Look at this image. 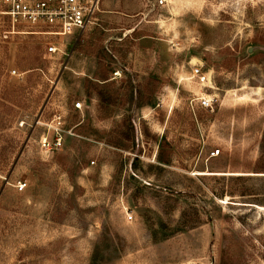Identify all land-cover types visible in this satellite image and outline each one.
Here are the masks:
<instances>
[{"label": "rangeland", "instance_id": "1", "mask_svg": "<svg viewBox=\"0 0 264 264\" xmlns=\"http://www.w3.org/2000/svg\"><path fill=\"white\" fill-rule=\"evenodd\" d=\"M102 1L64 55L0 13V264H264V0Z\"/></svg>", "mask_w": 264, "mask_h": 264}, {"label": "built area", "instance_id": "2", "mask_svg": "<svg viewBox=\"0 0 264 264\" xmlns=\"http://www.w3.org/2000/svg\"><path fill=\"white\" fill-rule=\"evenodd\" d=\"M100 3L101 0H0V13L6 16L12 29L20 26L38 34L48 54L64 55L67 54L69 38L83 33L94 23ZM191 76L200 84L208 81V76L201 67L192 68ZM198 99L203 108H212L216 100L207 93L201 94ZM83 107V100L73 103L76 110L80 111ZM39 123L45 128L40 139L41 147L50 152L60 148L65 132V114L56 111L49 121ZM25 186V182L18 183L19 190H23Z\"/></svg>", "mask_w": 264, "mask_h": 264}, {"label": "crops", "instance_id": "3", "mask_svg": "<svg viewBox=\"0 0 264 264\" xmlns=\"http://www.w3.org/2000/svg\"><path fill=\"white\" fill-rule=\"evenodd\" d=\"M111 2H110V0H103L102 1V5H103V7H106L107 5L109 6V4H110ZM119 3H120V6L122 7L124 4H123V2L120 0L119 1ZM85 31V30H84ZM83 31V32H84Z\"/></svg>", "mask_w": 264, "mask_h": 264}, {"label": "bare ground", "instance_id": "4", "mask_svg": "<svg viewBox=\"0 0 264 264\" xmlns=\"http://www.w3.org/2000/svg\"><path fill=\"white\" fill-rule=\"evenodd\" d=\"M262 209H264V208H262ZM262 209H260V210H262Z\"/></svg>", "mask_w": 264, "mask_h": 264}]
</instances>
